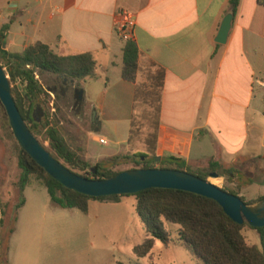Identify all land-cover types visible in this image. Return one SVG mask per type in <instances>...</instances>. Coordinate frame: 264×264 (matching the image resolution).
<instances>
[{
    "label": "crops",
    "instance_id": "crops-1",
    "mask_svg": "<svg viewBox=\"0 0 264 264\" xmlns=\"http://www.w3.org/2000/svg\"><path fill=\"white\" fill-rule=\"evenodd\" d=\"M229 3L0 0L2 49L20 54L40 43L62 57L93 55L95 79L73 82L82 92L84 115L95 114V122L90 119L95 144L99 138L106 141L103 132L115 135L116 127L126 126L127 140L117 144L127 146L136 87L150 90L156 80V158L173 157L194 168L214 163L223 177H228L224 171L231 173L229 182L240 190L252 186L264 190V5L238 0L227 40L219 45L215 39L230 14ZM119 11L133 20L131 36L139 52L135 84L120 76L123 42L115 32ZM97 87L100 93L94 94ZM116 150L102 158L115 156ZM22 196L24 204L14 224L13 214L5 215L0 199V260L5 257L7 264H35L47 233L61 218L56 212L62 210L50 206L47 194L48 207L30 185Z\"/></svg>",
    "mask_w": 264,
    "mask_h": 264
},
{
    "label": "trees",
    "instance_id": "trees-1",
    "mask_svg": "<svg viewBox=\"0 0 264 264\" xmlns=\"http://www.w3.org/2000/svg\"><path fill=\"white\" fill-rule=\"evenodd\" d=\"M259 1L264 5V0ZM229 6L230 14L233 17L237 11L238 0H230ZM2 46L3 36L0 35V67L8 78L15 106L34 136L40 133L39 128L42 129L52 152L50 154L68 171L88 180H106L121 173L105 170L98 163L90 166L82 161L64 141L57 124H51L49 117L39 122L33 117L34 111L39 114L44 104L48 106V93L39 78L43 74H49L52 77L78 82L95 79L96 62L93 55L85 53L62 57L54 54L48 46L40 43L25 48L20 54H9L2 49ZM138 56L139 52L132 38L123 43L121 80L135 84L138 72ZM150 85V90L136 87L134 114L139 106L148 105L151 107V104H154L155 117L149 126L152 132L144 141V151L133 155L127 154L124 157L134 164V167L129 170H174L186 172L202 180H206L211 173H217L220 166L214 163L192 171L182 160L173 157L155 162L154 146L159 114V85L156 80H153ZM134 114L130 123L128 146L135 142L132 131ZM0 119L4 125L5 135L13 142V153L20 171L16 182L18 201L13 206V224L16 221L17 211L24 204L22 193L24 188L30 185V180L38 182L44 188L52 208L78 210L84 215L88 213L90 201L116 204L122 197H126L90 198L65 189L51 179L21 150L13 138L1 105ZM224 174L226 177L228 176L226 179L229 181L231 173L224 171ZM222 190L238 197L237 189V191ZM131 196L135 199V214L145 233L143 242L132 249L136 259L148 257L155 241L166 246L169 244V234L163 228V223L166 222L178 226L180 245L200 264H264V228L252 229L245 224L239 226L233 223L214 201L182 191L164 189H148ZM262 198L264 196L246 205L256 204ZM240 200L242 201V198ZM246 227L257 233L259 247L246 243L241 233ZM12 233L13 228L9 229L8 236ZM0 264H7L5 257L2 261L0 260ZM116 264L124 263L118 262Z\"/></svg>",
    "mask_w": 264,
    "mask_h": 264
},
{
    "label": "rangeland",
    "instance_id": "rangeland-1",
    "mask_svg": "<svg viewBox=\"0 0 264 264\" xmlns=\"http://www.w3.org/2000/svg\"><path fill=\"white\" fill-rule=\"evenodd\" d=\"M39 79L48 93V106L44 104L39 114L35 111L37 122L49 117L51 124H57L59 133L67 145L90 166L98 163L101 168L116 173L128 171L134 167V164L124 157L127 154L133 155L145 150L144 141L152 132L149 126L155 117L154 104H151V107L141 105L137 108L132 121L135 142L125 147L117 144L120 141L125 142L128 137L127 127L118 126L115 135L111 131L102 133L107 142V146H102L91 140L89 117L93 112L86 116L83 110L82 116L77 117L70 94H67L65 98L59 97L58 93L51 94L49 89L54 86L51 82L54 78L49 74H43ZM97 82L103 83L102 81ZM97 93H100L99 88L94 91V94ZM39 131L40 133L35 136L36 139L49 153H52L42 129L39 128ZM12 145L13 142L5 135L4 125L0 119V199L5 202V215L13 214V206L18 201L16 182L20 171ZM112 149H117L116 155L103 159L105 153ZM188 166L192 171L197 169ZM206 181L220 189L238 190L245 204L264 196V190L257 189L256 186L240 190L237 183L231 184L223 176L217 179L209 176ZM29 183L38 199L43 200L48 207L44 188L34 180H30ZM134 206L135 199L132 196H126L120 199L119 204L90 201L87 216L78 210H57L56 213L61 218L55 224L53 232L47 233L45 246L35 264H116L118 262L124 264H200L180 245L178 226L166 222L163 223V228L169 234V244L166 246L155 241L148 257L136 259L132 249L143 242L145 233L135 214ZM3 222L8 223L7 218ZM241 233L248 245L259 247L258 235L254 230L246 227Z\"/></svg>",
    "mask_w": 264,
    "mask_h": 264
},
{
    "label": "water",
    "instance_id": "water-1",
    "mask_svg": "<svg viewBox=\"0 0 264 264\" xmlns=\"http://www.w3.org/2000/svg\"><path fill=\"white\" fill-rule=\"evenodd\" d=\"M232 15H226L219 27L215 43L223 45L231 27ZM0 105L7 118L9 129L21 150L51 179L67 190L90 197L131 196L148 189L182 191L210 199L218 204L224 214L235 224L252 229L264 228V198L246 205L239 197L186 172L174 170H128L106 180H88L68 171L57 161L29 131L20 116L10 92L8 78L0 67ZM94 112L91 121H94ZM35 119V111L33 113ZM36 120V119H35ZM37 121V120H36ZM159 162V158H155ZM223 176L222 169L211 173V178Z\"/></svg>",
    "mask_w": 264,
    "mask_h": 264
},
{
    "label": "flooded vegetation",
    "instance_id": "flooded-vegetation-1",
    "mask_svg": "<svg viewBox=\"0 0 264 264\" xmlns=\"http://www.w3.org/2000/svg\"><path fill=\"white\" fill-rule=\"evenodd\" d=\"M54 79L51 80L54 85L49 89L51 94L58 93L59 97L65 98L67 97V94H70L72 99V106L75 109V114L78 117L79 115L82 116V112L84 110V105L82 101V92L80 91L79 87L74 84L73 81L62 79L60 77H53ZM89 127L90 129H94V125L90 123V117H89Z\"/></svg>",
    "mask_w": 264,
    "mask_h": 264
},
{
    "label": "built area",
    "instance_id": "built-area-1",
    "mask_svg": "<svg viewBox=\"0 0 264 264\" xmlns=\"http://www.w3.org/2000/svg\"><path fill=\"white\" fill-rule=\"evenodd\" d=\"M132 27L133 20L131 16L124 11H119L116 14L115 32L116 36L121 42L124 43L132 38ZM97 143L102 146L106 145V141L103 138L97 139Z\"/></svg>",
    "mask_w": 264,
    "mask_h": 264
}]
</instances>
